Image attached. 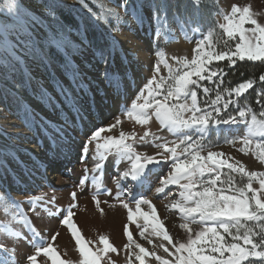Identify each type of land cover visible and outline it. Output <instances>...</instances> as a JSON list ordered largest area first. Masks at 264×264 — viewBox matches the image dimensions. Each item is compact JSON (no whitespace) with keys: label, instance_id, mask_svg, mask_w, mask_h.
I'll return each mask as SVG.
<instances>
[{"label":"rangeland","instance_id":"1","mask_svg":"<svg viewBox=\"0 0 264 264\" xmlns=\"http://www.w3.org/2000/svg\"><path fill=\"white\" fill-rule=\"evenodd\" d=\"M161 2L163 0L154 3H150V0H0V24L4 31L8 30L9 43L15 45L16 55L20 58L19 62L9 60L8 63H5L8 58L0 49V115L3 120H17L19 127L23 129L22 137H25L26 131H28L33 139L44 138L48 134V129L55 130L59 136H63L61 131H65V127L62 126V123L65 121H60L62 119L58 116V102L66 107L69 117H73L77 123L80 121L85 123L84 112H87L92 103L94 104L96 101V97L100 96L105 97L103 101L108 109L106 121L96 128L106 129L101 134L102 137H118L121 132L139 137L143 135L144 131H149L153 135L149 136L143 144L135 145L138 151L148 154H155L156 151H159L155 145L161 141L154 140V136H163L168 141L175 140L176 137L162 128L154 116L149 125L143 126L126 115V112L131 108V101L136 99L149 79L153 76H156L157 81L167 78L169 68L175 72L194 55L197 42L187 43L185 33L180 34L182 27L178 29L170 19L169 21L163 19L165 8ZM256 3L255 0H202L200 6L196 7L192 0H183V6L176 5L172 1L169 4V9L171 14L181 12L185 16L183 23L186 24L187 29L189 25H194L195 22L199 23L204 32L208 31L213 36L209 38L212 50H220L224 47L225 41H228L230 46H234L236 40L239 39L238 36L234 39L227 37L219 27L224 22V16L230 13L233 5L250 6L256 18L258 20L260 18L264 22L261 18V14L264 15V9H261L263 7L260 8ZM154 12L158 13L155 19ZM65 15H67L70 24H66L62 19ZM71 24L75 26L78 24L79 28L71 26ZM250 26L245 25V27ZM96 31H100L103 35V37L101 36L103 43L100 42L104 48L102 47L103 53L100 54H95L88 45V41L94 40V35L98 37ZM53 34L62 38L63 43L60 47L45 45L46 38ZM200 38L201 34H195L193 37L194 41ZM203 47L206 51L210 50L207 45ZM158 53H162V57ZM215 63L217 62L214 61L213 64ZM157 65H159V72L155 71ZM106 72L113 77L111 80L105 78ZM92 74L95 76L93 77ZM41 77L46 79L43 85L38 80ZM117 83L119 87H117ZM146 92L145 89V94ZM241 109H247V107L244 105ZM247 110L248 115L245 117V123L210 125L203 143L207 148L223 153L224 155L220 158H229V162L233 163L240 161L249 171H264V165L260 164L255 151L256 141H264V137L252 138L253 144L250 146L252 151L247 153L240 151L243 145L239 138L247 134V122H250L251 115L257 116L250 109ZM97 115L98 111L93 119L99 118ZM224 115L225 113L221 112L217 118L222 120ZM234 117L237 120L240 119L238 114ZM117 118L120 119V124L109 131L108 125L115 123ZM257 119H259L258 116ZM79 130L81 131V128ZM91 131H89V135ZM84 134L81 133L83 138H85ZM188 134L192 135L194 140L199 136L198 132H189ZM71 135L75 138V132ZM229 140H234L235 143H228ZM93 145L95 146V144ZM93 145L91 148H95ZM109 154L112 156L114 154L117 157L114 152ZM203 154L206 155V150ZM169 164L170 161L162 163L161 166L151 165L150 170L146 173L147 180L140 191L144 188L141 196L158 203H155L157 206H154L157 209L158 219L165 225L166 230L171 235L183 236L185 230L179 227L184 222L181 213L178 209L170 207L173 201L180 199L178 186L169 185L163 193L155 191L156 187L160 186L159 179L166 174ZM223 171L227 173L229 170L224 169ZM233 175L236 183L241 184V177L238 174ZM222 178H226V176H222ZM3 181L0 178V183ZM243 182L246 183V178L243 179ZM253 187H259L258 182L253 181ZM170 193L171 195H169ZM4 196H6L8 207L11 209L8 216L4 214L5 201L2 198ZM10 197L9 191H3L0 188V224L5 227L12 222V215L17 211L12 207L14 201ZM58 202H56L57 206L54 211L61 213L66 209V204L60 202V207ZM51 206L55 208V204ZM58 207H60L59 209L63 208L62 211ZM40 213L42 212L40 211ZM1 215L4 216L3 219H1ZM75 223L78 225V222ZM56 224L51 225L53 231L49 239L53 233L56 234L55 243H57L56 247L62 259H78L77 244L73 241H70L68 247L66 244L64 246L59 244L63 234L65 241L73 240L69 229L61 225L60 221ZM247 224L253 230L255 242L259 243L258 233L261 227H264V219L247 221ZM49 225L48 223L47 226ZM190 226L198 227L195 224ZM12 227L21 231L15 223H12ZM148 230H151L150 226ZM2 235L0 233V240H3L9 248L15 244V256L19 264H25L26 252L31 253L33 247H27L26 244H29L19 239L24 246L21 247L17 244L19 240H15V243L13 239ZM84 235H81L83 241L93 250L99 245V237L107 235L110 243L118 250L108 254L116 264L119 260L120 264H126V261L128 264H137L138 261L134 256L129 257V249L124 247L129 243L128 238L121 239L119 235L108 233L106 230L101 233L95 230V227L92 230V235L89 236L87 233ZM90 238L91 240H89ZM151 239L152 243L150 244L147 239H142L139 243L151 251L160 238L153 236ZM226 239L230 240L231 238L226 237ZM88 241L91 243L89 244ZM16 245L20 246V250ZM99 246L102 247V245ZM119 249H123V251ZM0 252V254H4V258L8 259L6 264H10L9 253L3 250ZM158 254H163L162 250ZM151 263L155 264L154 260L151 257L147 258L146 264ZM0 264L4 263L0 261ZM48 264L51 262L49 261Z\"/></svg>","mask_w":264,"mask_h":264},{"label":"snow or ice","instance_id":"2","mask_svg":"<svg viewBox=\"0 0 264 264\" xmlns=\"http://www.w3.org/2000/svg\"><path fill=\"white\" fill-rule=\"evenodd\" d=\"M192 2L199 7L202 0H192ZM157 15L158 13L154 12V19ZM245 25L251 26L245 27ZM219 27L227 37L233 39L239 37L234 46H230L229 42L225 41L222 49L212 50L208 37L199 40L191 60L185 61L175 72L169 68L167 78L157 81L156 76H153L149 79L136 99L131 101V108L126 112L130 119L143 126L149 125L154 116L162 128L176 137L175 140L168 141L163 136H154V140L161 141L155 145L159 151L148 154L138 151L135 145L143 144L149 136H152L153 134L149 131H144L139 137L123 132L118 137H102L101 134L106 131L105 128L91 131L90 135L88 131H85V142L81 150L82 158H86L89 151H92V159L96 163L93 168L85 166L84 177L80 179L76 188L82 190L88 173H96L103 168L110 152H114L119 160L128 161L129 166L114 177L117 191L113 194L112 190L108 189L106 194L113 196L119 206L126 210L127 220L136 225L140 236L147 239L149 243H152L153 236L160 238L149 251L133 240V233L125 225L124 232L129 243L124 247L129 249V257L134 256L139 264H146V258L149 257L155 264H243L250 258L264 261V250H258L264 249V227H261L258 233L260 241L257 243L253 238L252 228L247 224V221L264 219V171H249L240 161L233 163L229 162V158H220L224 155L223 153L213 151L203 143L210 125L245 123L247 109L238 111L239 120L235 117L226 120L217 117L229 107V104L235 103L231 99L232 95L235 94L238 97L245 93L253 87V81L247 80L234 88H225L223 91L218 87L215 98L204 101V107L200 106L197 93V88L203 87L202 81H212L217 76L219 69L210 67L214 61L227 60L231 65L245 60L264 63V22L256 18L250 6L233 5ZM7 31L0 44V49L8 58L5 63L9 60L19 62L20 58L16 55L15 45L9 43ZM44 43L48 46L60 47L63 41L62 38L53 34L47 37ZM204 45H207L210 50L206 51ZM158 55L162 57V53ZM155 71L159 72V65L156 66ZM104 75L107 79L113 78L107 72ZM260 80L264 81V75L260 76ZM117 87H119L118 83ZM203 92L207 94L210 89L203 87ZM260 117L261 119H257V116L253 114L250 122H247V134L239 138L243 145L240 148L241 152L247 153L253 150L250 147L253 144V137H264V111L260 113ZM119 124L120 119L117 118L115 123L108 125V130L116 128ZM189 132H198L199 136L194 140L193 136L188 134ZM228 143H235V141L229 140ZM53 144L55 146L54 141ZM93 144L95 148H91ZM205 150L206 155L203 154ZM255 151L260 164L264 165V141H256ZM169 161L168 170L160 177V186L156 187L155 191L163 193L169 185L178 186L180 199L173 201L170 207L178 209L181 213L184 222L179 227L185 230L183 236L171 235L166 230L165 225L158 219L157 209L152 200L141 196L139 199L130 201L127 197L132 195L131 188L121 186L122 180L138 181L149 165L159 166ZM224 169L229 171L224 173ZM233 174L241 177V184L236 183ZM244 178L246 183L243 182ZM253 181L258 182L259 187H253ZM91 183L98 193L102 187L100 178L93 176ZM70 197L73 203L68 205L60 224L66 226L75 237L79 251L78 259L61 258L55 243L56 234L50 238L52 242L39 244L35 243L34 239L29 240L22 231L12 227V223L19 224L34 237L40 235L30 222V215L19 210L18 203L12 204L17 211L12 215V222L6 227L0 224V233L13 240L23 239L30 247H33V251L25 256V264H48L49 261L51 264H116L108 254L116 252L117 249L110 243L107 235L99 237V245L102 247L97 245L95 250L83 241L77 224L73 220V209L77 207L75 203L77 191L73 190ZM2 198L5 201L4 214L8 216L11 209L8 207L6 196ZM91 198L96 207L100 208L101 201L98 195L94 193ZM55 201L54 194L48 197L47 193H44L34 195L26 202L30 205L31 214L39 216L41 210L49 211L48 206L54 205ZM145 205L148 211L142 208ZM100 210L103 212V209ZM192 224L198 227L193 228L190 226ZM149 226L150 234L145 236ZM0 250L9 253L10 264H19L14 245L9 248L3 240H0ZM161 250L163 254H158ZM126 264H128L127 261Z\"/></svg>","mask_w":264,"mask_h":264},{"label":"bare ground","instance_id":"3","mask_svg":"<svg viewBox=\"0 0 264 264\" xmlns=\"http://www.w3.org/2000/svg\"><path fill=\"white\" fill-rule=\"evenodd\" d=\"M255 1L260 8L264 6V0ZM4 34L5 31L0 24V44H2V37ZM144 46L145 45L143 44V47ZM92 76L94 77L95 75L92 74ZM38 80L42 85L46 82V79L42 77ZM103 98L105 97H96V101H94V104L92 103L91 108L87 110V112H84V122L86 124L81 121L77 123L73 117H69L66 107H63L62 104L58 102V116L62 119L60 121H65L63 123L61 122L62 126L65 127V131H61L63 136H59L55 130L48 129V134H46L44 138L33 139L28 131H26V136L22 137L21 133L23 132V129L19 127V124L16 122L17 120H3L2 115H0V178L4 180L0 183V188L3 189V191H9L11 193L10 199L13 200L14 203L19 204V210L30 215L31 223L40 233L39 236L34 237L33 234L31 235L29 233V231L21 228L19 224L17 225L23 232V235L28 237L29 240L34 239L35 243L44 244L51 241V239H49L53 231L51 225L53 226V224L58 223L62 219V216L66 214L65 210L68 205L73 203L70 197V193L73 190L77 191V197L75 200L77 207L73 210V220L74 222H78L77 227L81 235H84L85 233L89 234V236L92 235V230L95 227V230H98V232L100 231L102 233L103 230H106L108 233H112L114 235L116 234L117 236L119 235L121 239L126 240L128 237L124 232V227L127 225L128 230L133 233L134 241L139 243L140 240L145 239L140 236L139 229L136 228V225L127 220L126 210L119 206L118 202L113 199V196L106 194L108 189H111L113 194L117 191L114 183V177L119 175L129 166L128 161H124L123 163L122 160H119L118 156L115 157L114 154L113 156L112 154H108L103 168L96 173H88L85 180L86 183L84 184L82 190L76 188L80 179L84 177L83 169L85 166L93 168L96 163V161L92 159V151H89L86 158H82L81 150L83 148L85 138L82 137L81 133H85V131H88L89 133V131L96 129L98 126H101L104 121H106L108 117V109L106 108ZM97 111V116L99 118L95 117V119H93V116H95ZM79 128H81V131ZM74 132L75 138L71 137V133ZM53 141L55 142V146ZM93 147L95 146L93 145ZM101 151L103 150L101 149ZM117 161L119 162L117 163ZM150 167L151 165L148 166L138 181H132L130 179L121 181L122 188H131L132 195L127 197L128 200L134 201L135 199H139L141 197L144 188L142 191H140V189L147 180L146 173L150 170ZM93 176H98L100 178L102 187L98 193H96L97 190L91 183ZM44 193H47L48 197H51L53 194L56 196L55 208L49 205V211L41 210L42 213H40L41 215L39 216L31 214L30 205L26 201L34 195H41ZM94 193L98 195V198L101 201L100 208H97L95 203L92 201L91 197ZM105 201L107 203H105ZM56 202L59 203V206L60 202L66 204V209L62 211L63 208L59 209L61 207L60 206L58 209L62 212L56 213V211H54L57 206ZM155 203L153 201V205H156ZM111 205L116 206L112 207ZM142 208L145 211L149 210L146 205L142 206ZM100 209H103V212H101ZM3 217L4 216L1 215V219H3ZM4 221L7 222L5 219ZM48 223L50 224L49 226H47ZM68 231L71 233L70 230ZM149 234L150 231L147 230L145 232V236H148ZM63 235L62 241L59 243L61 246L66 244L68 247L70 241H73L76 244L75 238L71 236L73 240L67 239V241H65ZM89 240H91V238ZM14 241L15 240H13V242ZM17 244L24 247L20 240L17 241ZM20 246H17L18 249ZM26 246L28 247L29 245L26 244ZM119 250L123 251V249ZM119 252L121 253V251ZM26 254L28 253L26 252ZM3 255L0 254V261L6 264L8 259L4 258ZM121 261L123 262V260ZM119 262L117 264L121 263ZM137 264H139V262H137Z\"/></svg>","mask_w":264,"mask_h":264},{"label":"trees","instance_id":"4","mask_svg":"<svg viewBox=\"0 0 264 264\" xmlns=\"http://www.w3.org/2000/svg\"><path fill=\"white\" fill-rule=\"evenodd\" d=\"M155 1L160 0H150V3H154ZM174 2L176 5L180 4L183 6V0H163L161 2L165 8V20L169 19L171 22L176 25L180 26L185 21V16L181 12L172 13L169 9V4ZM62 19L66 22V24H70L68 21L67 15L63 16ZM77 23L75 19V24ZM197 23V22H195ZM71 26H75L71 24ZM79 28L77 24L75 26ZM96 35H94V40L92 42H88L89 47L93 50V52L100 54L103 53L104 46L101 44L103 41L101 38L103 37L100 31H96ZM91 36V35H90ZM102 36V37H101ZM92 39V38H91ZM101 41V42H100ZM103 47V48H102ZM61 56L62 54L59 53ZM212 67L219 69L217 76L213 78L212 81H202L201 84L203 87H208L210 92L205 94L203 92V87L197 88L198 93V100L201 107H204V101L215 98L216 90L219 87L221 91L225 88H234L239 83L245 82L247 80L253 81V87L247 90L245 93L241 94L240 96H236L235 94L232 95L231 99L235 101V103L229 104V107L222 112L225 113L222 120L230 119L238 114V111L245 105L247 109H250L251 112L257 114L259 119L260 113L264 111V81L260 80V76L264 75V63L259 61H237L235 65H231L227 60L220 61L215 64H212ZM227 99V95H225ZM242 104H244L242 106ZM264 250V249H259ZM243 264H264V261L257 259V258H250L249 261L243 262Z\"/></svg>","mask_w":264,"mask_h":264},{"label":"crops","instance_id":"5","mask_svg":"<svg viewBox=\"0 0 264 264\" xmlns=\"http://www.w3.org/2000/svg\"><path fill=\"white\" fill-rule=\"evenodd\" d=\"M262 7L264 9V6H262ZM262 15L263 14H261V18H262V20H264V15L263 16ZM163 19H165V18L163 17ZM259 21L262 22L260 20V18H259ZM177 33H179V32H177ZM182 33H185L184 36L187 38V39H185V41H187V43H189V44L190 43H196L199 40L204 39L205 37H208V38L213 37L208 31L204 32L201 27H193L192 25L188 26V29L186 28V26L183 27V30L180 34H182ZM195 34H201V38L194 41L193 37L195 36Z\"/></svg>","mask_w":264,"mask_h":264}]
</instances>
